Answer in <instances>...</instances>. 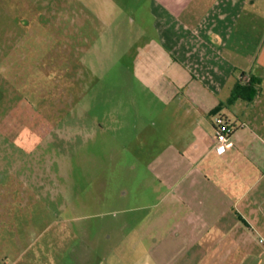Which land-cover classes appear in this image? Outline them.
Segmentation results:
<instances>
[{
  "label": "rangeland",
  "instance_id": "1",
  "mask_svg": "<svg viewBox=\"0 0 264 264\" xmlns=\"http://www.w3.org/2000/svg\"><path fill=\"white\" fill-rule=\"evenodd\" d=\"M148 5L0 0V264H215L179 188L148 183L168 138L136 63Z\"/></svg>",
  "mask_w": 264,
  "mask_h": 264
},
{
  "label": "crops",
  "instance_id": "2",
  "mask_svg": "<svg viewBox=\"0 0 264 264\" xmlns=\"http://www.w3.org/2000/svg\"><path fill=\"white\" fill-rule=\"evenodd\" d=\"M148 3L150 24L136 63L148 99L165 106L155 124L168 134L162 156L149 164L156 168L151 192L165 200L179 188L171 204L192 214V247H200L201 261L262 264L264 249H256L264 237V0ZM15 53L0 47V64ZM242 74L259 79L260 92L230 103ZM219 118L235 127L220 154Z\"/></svg>",
  "mask_w": 264,
  "mask_h": 264
},
{
  "label": "built area",
  "instance_id": "3",
  "mask_svg": "<svg viewBox=\"0 0 264 264\" xmlns=\"http://www.w3.org/2000/svg\"><path fill=\"white\" fill-rule=\"evenodd\" d=\"M250 78L246 76L242 78V83H247ZM235 132V127L224 120L223 118H219L216 121L215 126V147L216 149H220L221 147L225 146L226 143L230 140L232 135ZM258 242L264 246V237H260Z\"/></svg>",
  "mask_w": 264,
  "mask_h": 264
},
{
  "label": "trees",
  "instance_id": "4",
  "mask_svg": "<svg viewBox=\"0 0 264 264\" xmlns=\"http://www.w3.org/2000/svg\"><path fill=\"white\" fill-rule=\"evenodd\" d=\"M245 76H246L245 74H242L240 76L239 81L235 86L232 96L229 100L230 103L233 100H236L237 98H244L245 93L249 92L253 95H256L260 92L259 90L260 80L255 79L253 76H250V80L247 83H242V78H244Z\"/></svg>",
  "mask_w": 264,
  "mask_h": 264
}]
</instances>
